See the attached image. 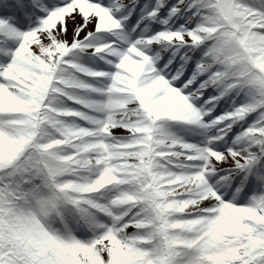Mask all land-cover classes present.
Wrapping results in <instances>:
<instances>
[{
  "label": "snow or ice",
  "instance_id": "snow-or-ice-1",
  "mask_svg": "<svg viewBox=\"0 0 264 264\" xmlns=\"http://www.w3.org/2000/svg\"><path fill=\"white\" fill-rule=\"evenodd\" d=\"M0 264H264V0H0Z\"/></svg>",
  "mask_w": 264,
  "mask_h": 264
}]
</instances>
